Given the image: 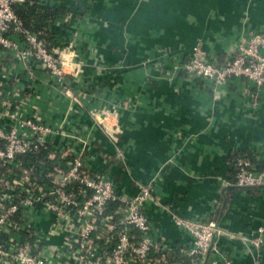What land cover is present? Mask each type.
Returning <instances> with one entry per match:
<instances>
[{"label": "crops", "instance_id": "crops-1", "mask_svg": "<svg viewBox=\"0 0 264 264\" xmlns=\"http://www.w3.org/2000/svg\"><path fill=\"white\" fill-rule=\"evenodd\" d=\"M37 3L64 10L45 22L48 37L72 42L86 65L81 86L96 92L93 103L75 106L78 129L91 134L88 167L114 178L123 195L151 184L154 202L144 212L154 237L168 248L166 262L189 264L184 253L191 238L173 223L175 215L218 225L221 233L209 259L221 255L234 264H264V250L255 263L238 239L264 230V187H238L229 161L240 153L264 169V86L253 108L242 95V80L213 93L208 80L175 68L177 58L187 60L195 44L218 64L234 56L242 35L264 32V0ZM31 103L43 117L64 114L68 106L49 88ZM93 107L117 110L118 144L93 124L87 114ZM59 165L65 168L64 162Z\"/></svg>", "mask_w": 264, "mask_h": 264}, {"label": "built area", "instance_id": "built-area-1", "mask_svg": "<svg viewBox=\"0 0 264 264\" xmlns=\"http://www.w3.org/2000/svg\"><path fill=\"white\" fill-rule=\"evenodd\" d=\"M25 2L0 0V264H168V248L156 240L144 212L154 202L151 184H138L135 194L123 195L114 178L88 167L90 130L78 129L74 121L75 106L95 100V89L81 86L86 65L72 42L48 37L50 27L37 33L25 27L16 10ZM175 68L189 78L208 80L213 93L242 80V95L256 108L264 86V32L242 35L236 54L223 64L195 44L187 60L177 58ZM43 88L68 102L64 114L43 117L32 105V98L41 100ZM87 112L118 144L117 110L93 107ZM41 152L53 166L43 162L28 168L23 157ZM231 165L238 187H264V169L250 158L239 157ZM171 217L191 238L184 253L189 264H234L221 255L206 260L221 233L214 221ZM238 239L255 263L261 260L263 229Z\"/></svg>", "mask_w": 264, "mask_h": 264}, {"label": "trees", "instance_id": "trees-1", "mask_svg": "<svg viewBox=\"0 0 264 264\" xmlns=\"http://www.w3.org/2000/svg\"><path fill=\"white\" fill-rule=\"evenodd\" d=\"M17 13L22 19L25 27L33 30L34 32H40L42 31L47 24L45 22L47 20L52 21L56 17H58V12L63 13L64 10L61 11H51V9L48 7H39L37 0H26L25 3L19 5L16 7ZM41 11V12H40ZM50 24V23H49ZM45 25V26H44ZM49 36V33H48ZM239 157H247L250 158L253 162L252 158L249 156H243L240 153H233L229 157V161L233 164L235 160ZM25 164L28 168H38L41 166V163L44 162L46 166L50 169L53 166L52 161H49L47 159V153L41 152L37 155L27 156L23 157ZM114 206L112 205L109 209V212L112 211Z\"/></svg>", "mask_w": 264, "mask_h": 264}, {"label": "water", "instance_id": "water-1", "mask_svg": "<svg viewBox=\"0 0 264 264\" xmlns=\"http://www.w3.org/2000/svg\"><path fill=\"white\" fill-rule=\"evenodd\" d=\"M209 253L207 254L206 260L208 259Z\"/></svg>", "mask_w": 264, "mask_h": 264}]
</instances>
